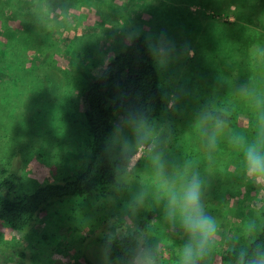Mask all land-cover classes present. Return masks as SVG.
Wrapping results in <instances>:
<instances>
[{"label": "rangeland", "instance_id": "rangeland-1", "mask_svg": "<svg viewBox=\"0 0 264 264\" xmlns=\"http://www.w3.org/2000/svg\"><path fill=\"white\" fill-rule=\"evenodd\" d=\"M43 3L0 0V180L16 175L14 196L82 169L89 139L82 87L128 43L124 33L132 24L145 33L165 32L193 54L167 69L157 67L160 85L165 93L182 86L189 94L175 112L164 106L153 119L171 121L166 161L191 162L204 181L207 210L221 224L211 264H234L224 261L222 253L235 237H240L235 246L245 247L250 239L243 236L244 228L254 222L259 229L264 219V191L243 180L241 150L230 141L238 135L250 142L259 134L251 94H264V12L258 19L245 10V2L233 5L234 14L226 18L231 22L225 23V18L203 15L201 6L187 10L181 1L56 0L55 6L80 9H69L48 28ZM254 16L263 27L249 21ZM250 31L255 39L246 38ZM205 108L233 116V126L226 123L211 160L202 149L197 122ZM133 163L124 191L110 205H101L99 197L112 185L89 198L44 205L22 230L0 220V264H86V259L102 264L96 237L141 188L149 196L133 220H119L121 230L139 227L150 245L163 250L159 264H176L181 234L164 221L162 204L152 198L155 180L148 160Z\"/></svg>", "mask_w": 264, "mask_h": 264}, {"label": "clouds", "instance_id": "clouds-1", "mask_svg": "<svg viewBox=\"0 0 264 264\" xmlns=\"http://www.w3.org/2000/svg\"><path fill=\"white\" fill-rule=\"evenodd\" d=\"M41 14L51 28L62 19L67 11L63 6H55L53 0H44L40 6ZM143 36L146 52L155 66L167 69L169 65L192 55L188 46H178L165 32L145 33L132 24L124 33V40L133 44ZM239 91H244L242 87ZM188 90L177 86L165 93L163 100L166 111L175 112ZM251 100L257 111L259 134L250 142L242 136L230 138L234 147L241 150L242 178L246 183L264 191V94L252 93ZM200 125L202 149L212 159L218 141L225 130L226 120L220 113L205 108L197 114ZM171 121L154 120L150 107L129 108L112 125L104 141L105 157L112 163L113 184L109 191L99 197L101 205H110L123 191L134 170L137 158H146L150 163L155 180L151 195L153 200L162 204V216L166 223L178 230L183 243L177 246L176 264H211L213 253L220 239L221 224L215 215L207 210L206 189L200 174L193 170L191 162L172 164L165 159L164 146L170 139ZM149 196V191L141 188L127 202L121 214L107 221L104 244L100 248L102 264H113V243L118 233L114 226L125 217L135 218ZM258 226L250 222L243 230V236L255 244ZM240 237L232 241L239 242ZM120 255L115 264H159L164 252L153 247L146 237L137 238L135 231L119 237ZM237 264H264V249L259 246L249 251L240 250Z\"/></svg>", "mask_w": 264, "mask_h": 264}, {"label": "trees", "instance_id": "trees-1", "mask_svg": "<svg viewBox=\"0 0 264 264\" xmlns=\"http://www.w3.org/2000/svg\"><path fill=\"white\" fill-rule=\"evenodd\" d=\"M55 1L53 0V2ZM177 1L183 2L179 3L181 7L182 4L187 5V10H190L189 7L192 5L201 6L210 11L207 13L204 10L203 15L213 19L224 20L225 18V23L231 22L226 18L230 12L234 14L231 9L233 5L239 7L241 3L245 2L248 4L245 6V10L253 11L258 19L264 12V0H162L163 3ZM62 6L67 11L80 9L79 6L77 8H70L67 4ZM249 21L262 26L260 20L258 23L256 22L255 16L250 17ZM247 36H249L246 37L249 40L256 38V34L252 31L248 32ZM164 95L165 89L160 85L158 68L146 52L143 36L130 46L127 43L116 51L80 91L83 124L87 128V136H89L87 158L83 168L71 178L60 182H47L31 192H21L14 196L12 194L16 188V175L14 173L7 174L0 180V220L13 229L22 230L32 223L44 205L69 197L89 198L111 186L113 184L112 163L105 157L103 149L105 137L113 125V120L117 116L123 115L129 108L139 106L150 107V116L155 118L165 106ZM212 112L222 114L226 123L233 126V116L229 113L230 111L225 113L214 110ZM121 223L122 221L118 220L114 226L118 233L113 243L112 260L114 261L120 255V236L129 235L135 231L137 238L142 237L139 227L124 232L121 230ZM105 231L106 229L96 237L100 246L105 242ZM257 246L264 249V219L257 230L255 244L249 240L245 247L251 251ZM245 247L235 246V250H232L233 246L229 247L222 253L223 260L237 264L239 252ZM85 262L86 264H96L88 259Z\"/></svg>", "mask_w": 264, "mask_h": 264}]
</instances>
